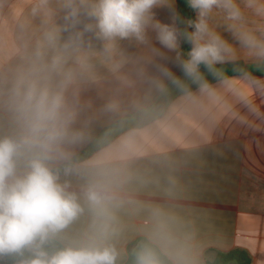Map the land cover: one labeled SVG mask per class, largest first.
<instances>
[{
    "label": "crops",
    "instance_id": "1",
    "mask_svg": "<svg viewBox=\"0 0 264 264\" xmlns=\"http://www.w3.org/2000/svg\"><path fill=\"white\" fill-rule=\"evenodd\" d=\"M33 2L0 0V135L13 131L11 82L28 66L39 36L40 20L30 15ZM236 2L246 27L257 34L264 30V17L246 0ZM155 11L162 22H170L167 6ZM228 23L220 12L209 19L237 50L235 63L218 65L230 85L205 73L214 96L201 95L192 85V98L179 93L165 102L141 76L142 68L148 75L155 69L134 41H120L110 52L91 41L65 65L73 76L65 96L75 112L72 127L81 137L67 146L63 164L84 157L61 174V182L77 193L96 188L108 200L103 214L85 205L62 244L103 232L117 252L115 264H125L129 245L141 237L173 264H209L217 252L234 249L246 251L251 264H264V67L257 70V61L241 48ZM168 55V66L181 76L171 61L174 54ZM234 68L250 72L259 89Z\"/></svg>",
    "mask_w": 264,
    "mask_h": 264
},
{
    "label": "clouds",
    "instance_id": "2",
    "mask_svg": "<svg viewBox=\"0 0 264 264\" xmlns=\"http://www.w3.org/2000/svg\"><path fill=\"white\" fill-rule=\"evenodd\" d=\"M161 5L170 12L168 23L155 11ZM195 19L185 20L173 0H34L30 15L39 18V36L26 68L16 72L8 106L13 131L0 135V260L16 258V264H115L117 252L103 232L82 242L64 243L65 230L85 211L103 214L107 195L90 187L70 190L61 182L60 166L68 159L67 146L81 133L72 127L75 112L65 91L73 81L65 65L86 44L97 41L110 52L120 41H134L146 55L155 74L143 68L148 86L166 94L169 86L192 98L191 86L201 95L214 96L208 75L224 84L232 81L218 65L235 63L237 50L209 25L214 12L223 13L242 49L264 67V30L248 29L236 0H187ZM246 6L264 17V4L246 0ZM190 49L185 52L182 43ZM169 53L182 77L168 66ZM241 80L259 89L246 69L234 68ZM249 110L254 109L249 105ZM259 115V113H255ZM240 123L244 117L232 114ZM264 118V117H262ZM68 171L64 168V172ZM137 264H157L145 249Z\"/></svg>",
    "mask_w": 264,
    "mask_h": 264
},
{
    "label": "trees",
    "instance_id": "3",
    "mask_svg": "<svg viewBox=\"0 0 264 264\" xmlns=\"http://www.w3.org/2000/svg\"><path fill=\"white\" fill-rule=\"evenodd\" d=\"M177 11L184 19H195V13L187 6V0H177ZM182 48L185 52H187L190 49V45L184 42L182 43ZM226 66H231V64H227ZM217 67L223 68L224 66ZM201 71L207 73L203 66H201ZM260 72L264 73V69H262ZM191 88L193 89V87ZM179 93L180 92L178 90L169 86L168 92L166 94H161V96L165 102H168L172 97ZM91 148L92 145L87 149V151ZM83 157L84 153L74 157L69 162L60 166L61 174L64 173V168L69 169L74 163L83 159ZM56 244L57 246L63 245L60 241H57ZM145 249L149 250L153 254L158 264H173L171 260L165 254H163V252H161V250L156 245L150 243L149 240L143 237L136 239L129 245L128 259L125 264H137L138 254ZM0 264H16V258L5 257L3 260H0ZM209 264H251V258L246 251L234 249L225 253L217 252L214 261L210 262Z\"/></svg>",
    "mask_w": 264,
    "mask_h": 264
},
{
    "label": "water",
    "instance_id": "4",
    "mask_svg": "<svg viewBox=\"0 0 264 264\" xmlns=\"http://www.w3.org/2000/svg\"><path fill=\"white\" fill-rule=\"evenodd\" d=\"M185 20H187V19H185Z\"/></svg>",
    "mask_w": 264,
    "mask_h": 264
}]
</instances>
